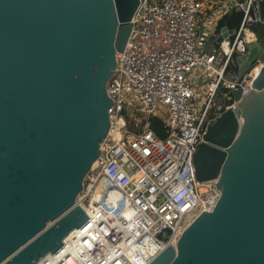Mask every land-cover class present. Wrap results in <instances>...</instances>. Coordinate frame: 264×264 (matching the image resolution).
<instances>
[{
  "label": "water",
  "instance_id": "1",
  "mask_svg": "<svg viewBox=\"0 0 264 264\" xmlns=\"http://www.w3.org/2000/svg\"><path fill=\"white\" fill-rule=\"evenodd\" d=\"M139 3L0 0V264L38 263L89 218L77 199L110 130L107 83ZM252 27L257 40L232 63L242 77L263 62L253 89L234 91L194 156L221 196L149 264H264V19Z\"/></svg>",
  "mask_w": 264,
  "mask_h": 264
},
{
  "label": "built area",
  "instance_id": "2",
  "mask_svg": "<svg viewBox=\"0 0 264 264\" xmlns=\"http://www.w3.org/2000/svg\"><path fill=\"white\" fill-rule=\"evenodd\" d=\"M260 1L237 0L243 21L217 42L221 11L212 0H140L107 83L114 103L101 145V195L93 203L91 177L77 199L89 218L36 264H149L214 208L221 191L215 179H197L194 156L207 123L237 104L236 89L243 96L253 89L263 66L257 60L239 77L231 65L257 40L251 24L264 19Z\"/></svg>",
  "mask_w": 264,
  "mask_h": 264
},
{
  "label": "trees",
  "instance_id": "3",
  "mask_svg": "<svg viewBox=\"0 0 264 264\" xmlns=\"http://www.w3.org/2000/svg\"><path fill=\"white\" fill-rule=\"evenodd\" d=\"M261 6V12L264 15V0L260 1ZM244 18V10L237 6L235 8H232L228 13H226L222 19H220L217 30H220L223 26H228L229 30L237 29L241 25ZM254 23L251 24V26ZM233 66V69L236 68V65L234 63L231 64ZM153 128L157 132V134L161 137L165 136L163 124L160 120L157 118H152Z\"/></svg>",
  "mask_w": 264,
  "mask_h": 264
},
{
  "label": "crops",
  "instance_id": "4",
  "mask_svg": "<svg viewBox=\"0 0 264 264\" xmlns=\"http://www.w3.org/2000/svg\"><path fill=\"white\" fill-rule=\"evenodd\" d=\"M236 1L237 0H212V6L215 9H219L221 11V14L219 15L220 17L217 16V19H216V24H215L216 32H220L222 29L221 28L220 30H217V26H218L220 19H222V17L226 13H228L232 8L237 7Z\"/></svg>",
  "mask_w": 264,
  "mask_h": 264
},
{
  "label": "rangeland",
  "instance_id": "5",
  "mask_svg": "<svg viewBox=\"0 0 264 264\" xmlns=\"http://www.w3.org/2000/svg\"><path fill=\"white\" fill-rule=\"evenodd\" d=\"M132 127V126H131ZM129 127V128H131ZM98 161L101 162L100 156L98 157ZM101 163H99L98 166H96V164L94 165L93 168H91V170H89V172L86 174L85 176V180H84V186H83V190H87V188L89 187L90 183H91V177L92 178H97V182L95 184V186L92 188V192L96 189V186L98 185V179L100 178V170H101ZM84 192H82L83 194Z\"/></svg>",
  "mask_w": 264,
  "mask_h": 264
},
{
  "label": "bare ground",
  "instance_id": "6",
  "mask_svg": "<svg viewBox=\"0 0 264 264\" xmlns=\"http://www.w3.org/2000/svg\"><path fill=\"white\" fill-rule=\"evenodd\" d=\"M243 120H244V117L241 118V121H242V122H243ZM99 163H100V161H98V159H96V161L93 163L92 168L94 167L95 164H96V166H98ZM214 179H215L216 182H218V177H217V178H214ZM102 186H103V181H102L101 179H99V184L97 185L95 191L93 192V196H94V197H93V199H94V200H93V203H95L94 201L100 197ZM93 205H94V204H93ZM73 231H75V230H73ZM73 231H72V232H73ZM72 232H71V233H72ZM71 233H70V234H71ZM175 248H176V247H175ZM176 251H177V250H176Z\"/></svg>",
  "mask_w": 264,
  "mask_h": 264
}]
</instances>
